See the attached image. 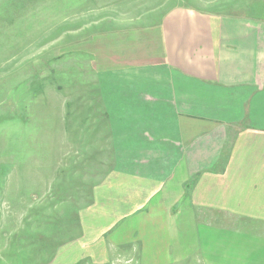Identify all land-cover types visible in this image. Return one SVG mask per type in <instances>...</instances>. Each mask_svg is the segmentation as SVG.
Returning <instances> with one entry per match:
<instances>
[{"label": "crops", "instance_id": "crops-1", "mask_svg": "<svg viewBox=\"0 0 264 264\" xmlns=\"http://www.w3.org/2000/svg\"><path fill=\"white\" fill-rule=\"evenodd\" d=\"M188 2L121 30L91 25L87 38L77 28L59 46L96 80L67 102L86 129L75 123L67 142L93 160L72 173H88L93 193L82 233L128 245L145 264L181 249L200 264H264V0ZM38 93L44 127L50 90Z\"/></svg>", "mask_w": 264, "mask_h": 264}, {"label": "rangeland", "instance_id": "rangeland-1", "mask_svg": "<svg viewBox=\"0 0 264 264\" xmlns=\"http://www.w3.org/2000/svg\"><path fill=\"white\" fill-rule=\"evenodd\" d=\"M188 1L0 0V264H145L139 251L128 245L111 246L109 237L93 230L87 237L82 233L79 215L93 193L87 190L88 173L73 174L84 167L93 171V164L85 154L77 156L73 143L67 142L75 123L79 134L86 130L83 113L77 117L73 103L67 102L75 92L87 95L96 80L87 60L76 66L69 61L72 56L60 54L59 46L72 44L77 28L82 27L83 38L97 23L102 30H121L128 18L146 17L149 22L161 9L186 6ZM47 44L48 53L31 59ZM77 68L83 70L82 79L74 80ZM42 87L50 90L48 99L44 97L50 101L44 127L42 99L36 95ZM65 110L71 119L59 127ZM178 227L181 234L183 224ZM181 251L158 259L200 264L199 257Z\"/></svg>", "mask_w": 264, "mask_h": 264}]
</instances>
